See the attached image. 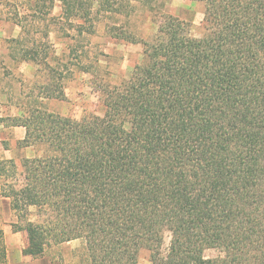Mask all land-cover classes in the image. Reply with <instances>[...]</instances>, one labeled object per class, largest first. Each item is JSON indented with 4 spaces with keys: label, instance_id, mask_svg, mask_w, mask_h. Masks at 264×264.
Segmentation results:
<instances>
[{
    "label": "trees",
    "instance_id": "1",
    "mask_svg": "<svg viewBox=\"0 0 264 264\" xmlns=\"http://www.w3.org/2000/svg\"><path fill=\"white\" fill-rule=\"evenodd\" d=\"M134 1L153 8L157 0H0V20L25 36L40 21L65 19L83 36ZM201 1L200 37L170 14L147 37L108 27L144 50L128 79L103 89L102 114L77 119L36 107L0 116V126L26 129L24 146H45L3 184L13 230L27 234L25 255L81 238L91 264H138L142 251L151 264H264V0ZM33 47H22V59L52 70ZM51 80L44 98L64 99ZM208 248L225 254L206 258ZM0 264H9L2 228Z\"/></svg>",
    "mask_w": 264,
    "mask_h": 264
},
{
    "label": "rangeland",
    "instance_id": "2",
    "mask_svg": "<svg viewBox=\"0 0 264 264\" xmlns=\"http://www.w3.org/2000/svg\"><path fill=\"white\" fill-rule=\"evenodd\" d=\"M135 9L127 8L118 19L101 15L96 22V31L80 36L72 23L63 19L40 21L39 32L23 34L22 28L10 21L0 20V116L23 115L32 108H42L63 116L80 119L84 116L103 113L102 91L109 85L128 79L136 64L143 59L144 46L141 42H130L117 38L109 32L112 25L129 30L140 37H147L156 29L162 14H170L190 23L191 33L200 37L204 33L205 3L201 0H157L153 8L134 1ZM62 8L59 2L51 7V14L59 16ZM45 31L48 36H45ZM23 36L25 42L15 39ZM33 44L47 53L49 64L38 66L22 59V47ZM41 47V48H40ZM62 74V80L60 75ZM56 76V79L52 78ZM52 78V80H51ZM61 82L64 99L44 98L45 81ZM26 129L22 126H0V228L6 235L9 264H91L86 243L78 238L49 245L39 257L25 255L27 246L25 231L15 232L16 220L9 200L2 195L6 177L20 176L22 159L43 154L44 145L24 146ZM37 210L30 208V217L36 218ZM171 233L166 232L162 252L169 251ZM225 254L222 248H208L206 258H220ZM138 264H151L148 251H142Z\"/></svg>",
    "mask_w": 264,
    "mask_h": 264
}]
</instances>
